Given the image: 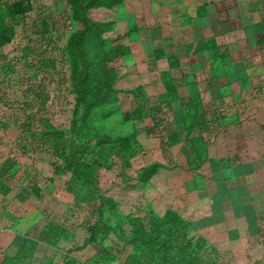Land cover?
Segmentation results:
<instances>
[{"label":"crops","instance_id":"0c3cea01","mask_svg":"<svg viewBox=\"0 0 264 264\" xmlns=\"http://www.w3.org/2000/svg\"><path fill=\"white\" fill-rule=\"evenodd\" d=\"M103 20L111 37L121 35L119 42L130 50L120 84L141 86L147 96L164 94L163 108L177 133L166 155L157 139L144 131L137 135L133 169L155 163L156 171L133 189L144 190V201L157 213L177 210L194 238L256 253L249 241L264 234V0H122ZM118 121V136L131 130L121 115ZM1 131L0 264H40L45 256L52 264L50 253L63 240L69 249L62 264L71 258L83 264L76 255L89 246L74 251L69 232L55 246L37 243L31 257L16 256L26 233L33 234V228H13L21 219L18 209L48 194L28 184L21 151L12 158L14 139Z\"/></svg>","mask_w":264,"mask_h":264},{"label":"trees","instance_id":"16d2710c","mask_svg":"<svg viewBox=\"0 0 264 264\" xmlns=\"http://www.w3.org/2000/svg\"><path fill=\"white\" fill-rule=\"evenodd\" d=\"M64 1L70 11L71 25L64 43V52L68 58L64 60L63 67L65 70L68 68L72 74L74 106L69 120V133L73 143L69 152H66L63 133L48 129L41 137L45 136L47 141H52L49 143L52 148L49 151L58 161L53 158L51 169L55 176L63 175L66 178V190L71 183H77L92 192L96 203L92 213L97 216V221L86 227L84 241L75 238L73 250L89 246L98 255L97 261L102 263L220 264L221 256L217 249L204 238L191 236L190 222L172 207L157 213L149 202H145V211L129 217L126 228H113L103 222L105 213H117L113 192L142 186L156 171L155 163L137 171L133 169L131 159L140 149L137 135L144 131L146 137L157 139L160 149L166 155L177 143V133L173 121L163 108L167 101L164 94L147 96L141 86L131 89L120 84L130 50L119 42L121 35L111 37L110 25L103 17L107 11L117 8L122 0ZM31 10L32 0H14L0 6V15L9 20L24 21ZM9 42V37L3 39L0 35V48L3 43ZM33 42V55L39 57L41 45ZM161 55L162 52L157 51L155 58ZM3 61L5 58L0 50V63ZM152 65H149L150 70ZM56 67L55 63L53 68ZM0 76L1 83L5 75L2 73ZM68 80L66 76L61 81L66 83ZM33 85H28L27 91ZM32 94L35 98L39 95L33 91ZM108 105L121 109L123 122L132 124L130 131L118 137L98 131L94 124L93 110ZM137 122L144 123V126L137 128ZM20 150L26 154L25 145H21ZM109 174L111 179L103 186L102 178ZM68 223L70 221L62 217L35 226L32 235L26 233L16 256L31 257L39 242L55 246L60 237L68 232ZM70 230L72 234L76 233L77 226ZM103 231L117 238L118 244H113V249H102L98 244L103 240L104 235L100 234ZM66 264H76V261L71 258Z\"/></svg>","mask_w":264,"mask_h":264},{"label":"rangeland","instance_id":"374dc122","mask_svg":"<svg viewBox=\"0 0 264 264\" xmlns=\"http://www.w3.org/2000/svg\"><path fill=\"white\" fill-rule=\"evenodd\" d=\"M13 1L0 0V6ZM69 16L70 11L64 0H32V10L25 16L24 21L9 20L4 15H0L2 29L0 35L3 39L9 37L10 40L9 43H3L0 48L5 58V61L0 63V74L5 75L0 83L2 98L0 129L3 137L8 136L14 139L15 145L10 153L12 158L17 156L19 146L25 145L26 154L24 156L21 153L18 161L29 172L27 182L33 186L45 188L48 194L43 196L39 203L33 200L21 207L20 213L18 209L17 213L21 219L13 222V228L15 224L17 229L20 230L22 227L21 229L30 232L35 226H42L50 220L55 221L65 217L70 221L67 225L68 241H71L70 246L73 248L75 238L84 241L86 227L97 221V216L92 213L96 203L92 192L85 187H80L77 183L69 184L70 187L66 190V178L63 175L55 176L51 169V161L55 158L49 151L52 149L49 146L52 141H47L45 136L41 137V134L48 129L63 133L62 139L66 152H69L73 143L69 133V120L74 106L72 74L68 68L65 70L63 67L64 60L68 58L64 52V43L71 28ZM33 41L41 45L39 57L33 55ZM55 63L57 67L53 68ZM12 70L13 73H11ZM66 76L69 80L64 83L61 80ZM31 83L34 85L30 91H27L26 88ZM32 91L39 95L35 98ZM102 108L96 107L93 110L94 124L98 131L109 132L111 136L123 133L121 122L118 121L120 115L123 116L121 109L113 105ZM42 153L47 154V157L40 156ZM110 179L111 175H106L102 178V185L105 186ZM143 194L144 190L133 188L113 192L112 196L117 202V213L114 215L105 213L103 222L113 228L117 226L126 228L129 217L145 211L146 198ZM10 219V217L6 218L5 223L11 221ZM74 226H77V230L72 235L70 229ZM1 229L2 227L0 231ZM100 234L104 235L103 240L98 242L102 249H113V244H118L117 238L112 233L103 231ZM259 237L249 241L251 247L257 248L256 253L252 255L243 254V246L236 249L215 247L221 256L219 263L264 264V234H259ZM57 248L50 253L51 260H54L52 264H62L64 254L69 249V243L66 240L60 241ZM261 249L263 251H258ZM2 254L0 248V260ZM76 256L83 261V264H98V255L91 247H88V251ZM45 257V261L38 257L41 260L40 264L50 261L47 256Z\"/></svg>","mask_w":264,"mask_h":264}]
</instances>
